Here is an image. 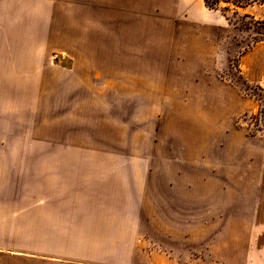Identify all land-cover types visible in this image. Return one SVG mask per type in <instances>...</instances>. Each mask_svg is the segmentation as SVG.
Masks as SVG:
<instances>
[{
    "label": "rangeland",
    "instance_id": "obj_1",
    "mask_svg": "<svg viewBox=\"0 0 264 264\" xmlns=\"http://www.w3.org/2000/svg\"><path fill=\"white\" fill-rule=\"evenodd\" d=\"M256 1L0 0V264H264V133L186 124L205 78L264 104Z\"/></svg>",
    "mask_w": 264,
    "mask_h": 264
},
{
    "label": "crops",
    "instance_id": "obj_2",
    "mask_svg": "<svg viewBox=\"0 0 264 264\" xmlns=\"http://www.w3.org/2000/svg\"><path fill=\"white\" fill-rule=\"evenodd\" d=\"M255 4V11L253 13L254 16L264 18V0H257ZM262 64L263 62L261 60L254 63L255 67L252 68L253 74H255L256 68H258V73L262 70ZM251 79L253 80L255 77H252ZM219 88L222 87H220L218 83L213 84V81L205 78L198 83V86L194 85V87L189 91V100L195 101L194 105L192 102L189 103L190 107L194 108V117L191 119L187 118L186 124L188 125V129H191L189 125H192L195 138H201L200 133L202 131H207L208 124L211 126L212 132L220 131V129L217 128L219 121H226V129L223 135L225 138L230 136L226 133L227 130V132L230 133L234 131L236 133H241L242 131L235 127L233 120L236 115L243 112L248 104V101L240 97L231 86L223 87V90H219ZM196 101H202L203 104L198 103L196 105ZM201 116L203 119L200 118ZM99 184L100 181L96 183L95 186L98 187ZM138 185L141 186L140 183H138ZM115 187L117 188L116 184ZM110 199L115 201L118 206L114 209L115 214L111 215L112 217H115V219H110L108 214L103 213L111 210L113 211V209H108V205H88L83 207L84 209L76 210L84 212L82 215L77 214L79 217L78 221L84 223V225L88 227L96 229L99 233L100 227H108L107 224L111 222L114 223L110 224V227H113L114 229V233L122 235V229L125 228L123 213L126 206H124V199L121 198L120 195L111 196ZM61 211L64 210L62 209ZM99 212H101V215ZM104 233H106V231H104Z\"/></svg>",
    "mask_w": 264,
    "mask_h": 264
},
{
    "label": "built area",
    "instance_id": "obj_3",
    "mask_svg": "<svg viewBox=\"0 0 264 264\" xmlns=\"http://www.w3.org/2000/svg\"><path fill=\"white\" fill-rule=\"evenodd\" d=\"M249 96L256 103L255 109L239 114L234 119V125L245 130L250 136L262 138L264 133V104L257 100V97L252 93H249Z\"/></svg>",
    "mask_w": 264,
    "mask_h": 264
}]
</instances>
